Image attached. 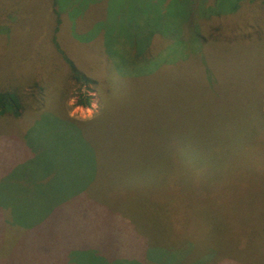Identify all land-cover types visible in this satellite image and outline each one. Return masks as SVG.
<instances>
[{
	"label": "rangeland",
	"instance_id": "obj_1",
	"mask_svg": "<svg viewBox=\"0 0 264 264\" xmlns=\"http://www.w3.org/2000/svg\"><path fill=\"white\" fill-rule=\"evenodd\" d=\"M56 2L68 17L56 44L108 93L99 116L76 131L64 116L90 119L101 101L96 89L61 69L50 43L51 0H0V85L16 87L32 108L43 106L24 118L0 115V264H68L65 256L74 245L101 247L109 264H264V152L258 147L264 138L226 139L224 159L204 158L202 171L181 181L167 167V157L179 153L173 131L182 113L192 127L221 123L223 114L225 124L231 114L235 128L258 131L257 121L245 120L240 110L247 95L254 101L259 93L253 81L264 73V43L250 52L238 44L224 52L222 44H207L197 51L202 65L195 53V59L181 58L179 43L162 47L165 40L156 35L173 37L187 17L199 20L209 11L221 12L226 30L241 28L248 11L258 25L264 0ZM186 48L189 54L198 46ZM206 72L216 78L219 98L206 86ZM79 95L88 96L86 105L76 104ZM137 137L162 142V171L177 173L173 187L157 190L171 198V208L126 201L108 208L107 194H101L102 206L70 199L73 187L96 193L95 182L81 185V176L74 177L83 172L84 156L94 162L95 155L112 153L113 142ZM88 171L95 174L93 166ZM197 177L205 185L190 184Z\"/></svg>",
	"mask_w": 264,
	"mask_h": 264
},
{
	"label": "trees",
	"instance_id": "obj_2",
	"mask_svg": "<svg viewBox=\"0 0 264 264\" xmlns=\"http://www.w3.org/2000/svg\"><path fill=\"white\" fill-rule=\"evenodd\" d=\"M50 9L53 17V35L51 36L50 43L53 51H56L58 54L61 69L64 70L65 75L76 83L84 85L86 88L90 87L96 89L101 101V106L98 112L90 119L80 120L64 116V118L71 122L73 126H76L77 131L82 125H87V123H90L93 118L99 116L104 107L105 96L108 91H105V88L102 89V87H100V85L104 86V84H101L103 83L101 80L91 77L89 74L78 68L73 60L70 59L56 44L57 41L55 34L59 32V29H62L60 24H63V18H67L68 22V17L66 15L67 11L61 6H57L56 0H51ZM244 14L245 15H243L242 19L244 25L241 28H236L237 25L232 24L234 27H231V30H226V25L228 24L224 23L221 12L209 11L208 13L197 15L201 18L199 20H196L191 16L187 17V20L180 25L178 31L175 32V36L173 37L164 36V31V35H156L162 36V39L165 40L162 47L167 46L168 43H171L170 41L173 43H179L185 52L184 54L182 53L181 58L195 59L194 55L196 54L198 56V63L204 65L203 59L197 54V51L199 52L201 47L207 44H222L223 52L225 47L227 49L238 44L242 50L250 52L258 43H264V15L261 17V23L256 25L255 22H257L258 17L255 12L252 13L248 11V13ZM212 23L215 24L214 27ZM197 24H200V26ZM152 36L153 34H150L151 40ZM192 43L197 44L198 49L195 52L188 54V52L185 51L187 50L186 47H188V45L190 46V44L192 45ZM260 55L264 58V52ZM205 76L204 80L211 95L215 97L221 95L219 92L221 90L216 86V78L210 76V73L207 74V72ZM253 82L258 86L259 93L254 101L251 100V95H247L242 101L243 107H241L240 111H242L245 120L257 121L254 124L256 125L255 129L258 131L247 126L243 128H235V118L230 113V115L226 116L227 121L225 124L223 114L221 123L212 122L211 124H206L205 127H199L196 125L192 127L190 124L183 121V118H187V115L182 113L180 116L181 122L178 119V128L173 131L176 141V149L179 153H176L174 156L175 158H173V156L167 157L169 159L167 167H174V169L177 170L176 172H179V178L175 175L177 174L175 171L166 173L162 171V169L166 167V165L162 163L161 157H159V149L162 142L157 143L155 141H147L148 144H146L137 137V140H134L133 143L127 141L113 142L111 146V150L113 149L112 153L110 152L109 154V152L103 151L98 156L95 155L93 159L94 162H92L91 159H88L87 156H84L85 158L82 164L83 172H80L79 175V173H76L75 171L74 177L81 176V185H88L89 183L95 182L96 193L93 196L92 194L83 191V189H77L74 191L73 187L70 188L73 193V197L70 199L73 198V200H75L79 198L85 203L93 202L95 200L99 201V206L100 201L104 199L101 194H107L108 196L104 199L103 203L108 208H110V205H120V203H123L124 201L131 204L143 202L148 207H156L157 204L161 205L163 203L164 206H167L166 208H171V205H173L170 200L171 198H168L165 194L163 196V194L161 195V193H157L160 186L166 185V187H168V185H171V187H173L172 185H174L177 178L181 181L182 176L187 177L194 175L197 172L200 173V171H202L200 167H204L203 164H206L204 160L206 157L208 158L211 156L214 161L221 160L222 158L224 159V151H228V149L224 147V141L226 139L237 137L240 139H248L250 141L251 139L264 138V113L261 109V97L264 92V73H258ZM33 87L40 89L37 80L34 81ZM18 91L19 90L16 87L9 83L4 86L0 85V115H5L11 118H24L28 113L32 116V114L36 115L43 110V106L40 102L34 108L30 107L22 99V96ZM87 102V95H79L76 100V104L82 106L86 105ZM251 128L254 131H251ZM247 147H249V145H247ZM258 147L260 148L259 151H262L263 153L264 145L260 144ZM222 165H224V161ZM92 166L95 169V174L88 171ZM188 173L191 175H187ZM197 179L198 177L195 181ZM197 183L198 182L196 181V183L190 184L196 186L205 185L202 181H200V184ZM84 189L87 190L88 187H84ZM84 194H87L88 197H84ZM170 194L173 195V191H169V195ZM175 194L176 193L174 192V195ZM100 196H102V198ZM83 206L84 205H76L74 207L80 209ZM27 214L29 215L28 211ZM100 248L101 247H99V249ZM99 249L95 246L89 248V245H74L73 248L67 252V256H65L66 263L84 264L82 261L84 258L77 260L74 256H78L79 258L88 256L91 259L97 260L99 264L111 263L109 262V260L112 261L111 257H108L107 254ZM93 250H95L96 256L90 255Z\"/></svg>",
	"mask_w": 264,
	"mask_h": 264
}]
</instances>
